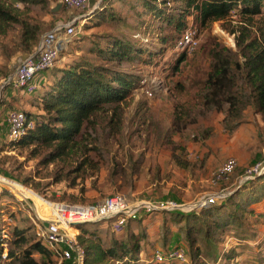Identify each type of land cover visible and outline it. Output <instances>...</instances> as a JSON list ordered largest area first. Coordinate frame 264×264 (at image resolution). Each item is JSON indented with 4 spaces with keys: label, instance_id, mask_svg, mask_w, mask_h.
Here are the masks:
<instances>
[{
    "label": "trees",
    "instance_id": "trees-1",
    "mask_svg": "<svg viewBox=\"0 0 264 264\" xmlns=\"http://www.w3.org/2000/svg\"><path fill=\"white\" fill-rule=\"evenodd\" d=\"M13 2L21 4L24 12L8 0H0V57L8 62L17 53H34L45 33L43 24L29 15L30 10L39 7L46 14L52 13L50 0ZM236 10L245 24L253 27L254 18L264 16V0H105L94 18L91 17L92 24L86 27L98 30L97 33L87 45L77 47L76 53L69 55V61L55 70L39 98L32 101L38 113L23 110L34 120V129L10 143L16 148L31 149L34 155L42 156L47 166H57L53 171L55 182L71 180V188H75L78 180L84 181L100 171L110 142L121 138L127 105L141 83L138 68L152 65L154 58L164 53L163 46L170 40L166 32L176 34L171 38L176 45V40L191 29L190 17H196L204 27L227 21ZM16 30L18 40L1 41ZM140 32L151 42L137 37ZM237 32L236 50L220 43L210 50V70L198 107L175 108L169 129L155 125L150 114L143 113L140 117L144 124L149 119V129L155 125L158 138L163 136V142L170 147L171 161L183 170L194 167V163L190 161L188 147H181L174 137L185 134L190 126L198 125L200 119L222 114V126L231 135L248 123L245 112L249 108L264 121V34L259 37L245 27ZM154 40L162 45L160 52H155L158 48ZM186 60V55L182 54L174 71ZM3 102L0 99V107ZM215 135V128L202 127L194 138L206 142ZM140 158L127 168L116 163L109 171L110 177L138 175L143 163V157ZM205 158L207 160L208 156ZM163 215L188 244L191 264L218 259L225 260V264H242L237 262L239 252L233 247H223L214 259L205 258L231 238L242 249L248 247L246 243H255L264 264V243L257 239L258 227L264 223V172L237 185L225 200L214 205L189 213L164 211ZM133 222L141 228L138 234L143 232L144 235L141 219L131 221L127 228ZM104 226L110 235H120L111 230L110 221L77 225L82 232L78 243L84 251V264H158L154 252L151 256L145 254L146 246L141 240L149 242L147 237L130 231L121 242L111 237L105 245ZM26 230L15 227L12 237L6 238L0 225V264H55L50 248L39 241L36 234L28 235ZM170 240L167 234L163 236L166 248ZM36 255L41 260H37Z\"/></svg>",
    "mask_w": 264,
    "mask_h": 264
},
{
    "label": "rangeland",
    "instance_id": "rangeland-1",
    "mask_svg": "<svg viewBox=\"0 0 264 264\" xmlns=\"http://www.w3.org/2000/svg\"><path fill=\"white\" fill-rule=\"evenodd\" d=\"M8 1L20 12H24V7L21 4L15 3L13 0ZM50 1L52 9L61 3V0ZM104 1L91 0L89 7L83 11H69L63 8L59 13L46 14L39 7L30 10L29 15L43 24L44 32L50 30L55 22L61 19L68 21L80 17L83 26L78 28L79 32L75 45L70 48V51L65 55L66 57L39 79L38 84L41 86L35 95L28 96L14 88L10 83L5 86V89L13 95L10 103L6 101V109L1 112L0 118V176L11 181L10 188L1 187L0 189V225L8 231L6 238L12 237L15 227L27 229L28 235H35V222L43 220L42 216L50 204L68 207L95 205L115 194L126 196L133 204L143 203L156 206L162 201H176L184 206V212L181 210L178 212H197L196 204L201 202L205 195L218 191L219 187L213 186L210 181L212 174L224 158H235L239 164L235 173L229 177L223 186L230 191H233L243 181L245 172L250 167L257 163L264 165V121L261 117L260 120L256 118L257 115H254L252 108L245 112L248 123L242 125L233 135L226 133L222 126L224 116L214 114L210 119H200L198 125L190 126L185 132L186 135L183 133L180 136H175L174 141L177 144L181 147H188L190 161L194 163V167L188 170L177 167L171 161V153L168 149L170 147H167L166 143L163 142V136L159 139L156 134L155 125L160 124L165 129H169L172 125L175 108L181 106L184 108L198 107L201 89L210 70V50L214 44H224L228 48L236 50L235 37L239 35L237 31L240 27L250 29L254 35L259 37L261 33L264 34V16L255 17L253 27H249L237 10L232 12V16L227 21L211 23L204 27L196 21V17H190V30L195 31L198 41L193 50L177 48L180 38L176 40L177 44L175 45L171 38L172 36L175 37L176 34L171 31L166 32L165 35L170 37V40L163 46L164 53H160L154 58L152 65H141L138 68L141 83L133 91V97L127 105L126 121L121 138L110 142L105 161L100 164V171L84 181L78 180V186L75 188H71V180L55 182L53 171L57 166H47L43 163L42 156L34 155L31 149L16 148L10 143L6 110L20 109L38 113V109L34 108L32 101L39 98L44 84L49 83L55 70L69 61V55L76 53L77 47L87 45L88 40L97 33L98 30H87L86 27L88 24H92L91 20L94 18L95 12ZM232 31L236 34H232ZM18 33L17 30L11 31L8 37L1 41L10 43L12 39L18 40ZM140 33L141 39L151 42L149 36V39L146 40L144 38L146 34ZM154 41L157 44H155L156 48H158V51L155 50V52H160L162 45H158V40ZM20 54L22 53H17L9 62L0 57V72L3 73L5 82H8L14 74L16 65L20 60ZM182 54L186 55L187 60L179 65L178 71H174L173 68L177 66L178 59ZM149 76H156L157 79L161 80L158 92L152 97L147 94L150 84H148ZM143 77L148 79L143 82L145 79ZM0 91L2 90L0 89ZM143 113L154 117L155 125L153 124L151 129L148 128L149 119H147L146 124L140 122ZM202 127L215 128L216 135L206 142L195 140L194 136L198 135ZM206 155L208 156L207 160H205ZM140 157H143V163L138 175L128 174L110 177L109 171L115 167L116 163L127 168L131 163L139 162ZM161 214V212L156 211L151 216L141 215L144 235L143 232L138 234L141 228L139 229L136 222H133L124 233L118 236L110 235V232L106 230L108 229L107 226H104L106 236L103 240L104 244L108 245L111 237L121 242L127 238L131 231L139 237L143 235L148 240H152L150 242L145 241L144 238L141 240L142 245L146 246L145 254L148 256H151L156 250V244H159L160 249L164 251L174 249L177 245L178 248H185L190 254L188 244H185L184 240L180 238L175 225L167 222L165 220L167 216H161ZM258 231H260V235L257 239L264 243V223L258 227ZM165 234L171 238L167 248L163 243ZM81 235L82 232H79L77 240ZM228 241V245L216 247L211 250V254L207 253L205 258L207 260L214 259L220 255L223 247L226 249L233 247L239 252L237 262L262 264L260 254H258L259 250L256 249L257 246H254L255 243L252 245L246 243L245 245L248 247L242 249V246H238L239 243H235L236 240L231 238ZM36 258L41 260L38 255ZM75 263L74 257L71 264ZM225 263V260H222L219 264ZM211 264L213 263L211 262Z\"/></svg>",
    "mask_w": 264,
    "mask_h": 264
},
{
    "label": "built area",
    "instance_id": "built-area-1",
    "mask_svg": "<svg viewBox=\"0 0 264 264\" xmlns=\"http://www.w3.org/2000/svg\"><path fill=\"white\" fill-rule=\"evenodd\" d=\"M61 2L63 3L64 9L69 11H83L89 7L91 0H61ZM82 26L83 21L80 22V17H75L68 21L62 19L57 20L54 26L42 35L36 51L32 54L25 55L19 60L14 74L10 77L8 83L28 96L35 95L41 86L38 84L39 79L46 72L55 68L56 64L66 57L65 55L70 51L72 45L75 44L79 32L78 28ZM137 36L142 38L140 34ZM179 40L178 44L177 42L176 44L177 48L180 49L193 50L198 44L194 30L186 31ZM143 78H145L143 82L148 79L146 77ZM149 78L148 84H150L147 94L152 97L158 92L161 80L157 79L158 77L156 76H149ZM6 122L8 125L9 141L21 139L35 127L34 120L23 110L15 109L8 111L6 114ZM238 165V161L235 158H228L214 171L210 183L213 186H218L219 189L218 191L205 195L203 200L196 204L195 208L197 211L206 206L223 201L231 194V191L223 188V186L227 183L229 177L235 173ZM262 172H264V165L261 163L253 165L245 172L244 179L240 184ZM1 187L0 184V189ZM25 199L28 200L27 198ZM83 207L85 208L83 219L76 222L68 223L63 221L61 217L62 212L55 214L53 213L54 210H52L53 214L51 217L35 222L36 237L39 241L45 243L53 252L55 264H71L73 263L74 257L76 259L75 264H84V251L77 240L79 233L77 228L78 224L110 221L111 230L115 234H122L125 232L128 224L131 221L139 220L142 214L151 216L156 211L163 213L164 211L181 210L184 212V206L176 201H162L156 206L143 203L133 204L122 194H115L99 204ZM34 211L37 216L36 209ZM43 222H48V227H45ZM7 233L8 231L3 228L4 237H7ZM228 244L229 241L225 245ZM154 259L158 264H191L190 254L185 248H174L169 251L156 249L154 251ZM220 262L222 260L218 259L212 263L219 264ZM200 264L211 263L202 262Z\"/></svg>",
    "mask_w": 264,
    "mask_h": 264
},
{
    "label": "bare ground",
    "instance_id": "bare-ground-1",
    "mask_svg": "<svg viewBox=\"0 0 264 264\" xmlns=\"http://www.w3.org/2000/svg\"><path fill=\"white\" fill-rule=\"evenodd\" d=\"M0 184L2 187H7L10 188L11 186V181L9 179H4L3 177L0 176ZM47 211L45 214L42 216L43 219H47L52 216L53 213L58 214L62 212V219L65 222L71 223V222H76L81 219H83V215L85 213V208L83 206H77L76 208H70L66 206H55L53 204H50L47 206ZM52 210L54 212L52 213ZM79 214V215H76Z\"/></svg>",
    "mask_w": 264,
    "mask_h": 264
},
{
    "label": "crops",
    "instance_id": "crops-1",
    "mask_svg": "<svg viewBox=\"0 0 264 264\" xmlns=\"http://www.w3.org/2000/svg\"><path fill=\"white\" fill-rule=\"evenodd\" d=\"M25 56V54H20V59L22 58V57H24ZM0 63H1V61H0ZM6 82H5V78H4V75H3V73H1L0 72V89L2 90V91H0V99H2L4 102V105L2 106V107H0V111L1 112H3L5 109H6V106H7V104H5L6 103V101L7 102H11V99H12V94L10 93V91H8V90H6L5 89V86H4V84H5ZM7 111H9V109H7L6 110V112ZM256 118L258 119V120H260V116L259 115H257L256 116ZM229 157V156H228ZM226 159H227V157H226ZM225 158L221 161V163L218 165V166H220L225 160H226ZM161 216H163V213L161 214ZM151 240V239H150ZM150 240H149V242H150ZM152 241V240H151ZM155 249H160V247H159V244H156V246H155Z\"/></svg>",
    "mask_w": 264,
    "mask_h": 264
},
{
    "label": "water",
    "instance_id": "water-1",
    "mask_svg": "<svg viewBox=\"0 0 264 264\" xmlns=\"http://www.w3.org/2000/svg\"><path fill=\"white\" fill-rule=\"evenodd\" d=\"M62 9H63V3L61 2V3H58L55 7H53L52 13L53 14L59 13ZM6 85H8V82H6L4 84V86H6ZM43 225L45 227H48L49 224H48V222H43Z\"/></svg>",
    "mask_w": 264,
    "mask_h": 264
}]
</instances>
